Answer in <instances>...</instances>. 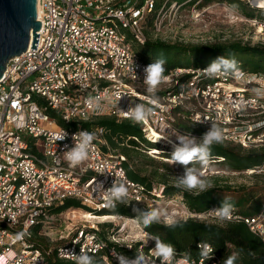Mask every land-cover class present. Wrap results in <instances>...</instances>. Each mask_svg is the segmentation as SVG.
Masks as SVG:
<instances>
[{"label": "built area", "instance_id": "built-area-1", "mask_svg": "<svg viewBox=\"0 0 264 264\" xmlns=\"http://www.w3.org/2000/svg\"><path fill=\"white\" fill-rule=\"evenodd\" d=\"M157 1L37 0L40 27L35 49L29 45L8 59L0 77V264H49L46 256L52 249L36 247L31 229L64 214L65 219L74 218V208L49 212L67 198L89 210L108 208L106 192L113 182L127 188V205L151 208L162 198L160 188L147 189L127 176L124 155L103 149L109 150L103 127L69 129L72 122L100 116L135 122L126 113L143 104L152 113L136 123L150 141L170 142L174 136L186 135L177 118L207 131L215 124L223 140L244 148L263 141L264 131L257 134L250 121L255 115L264 118L262 72L238 68L236 73L210 78L204 73L206 67H175L165 70L154 93L148 92L144 68L150 63L136 55L126 38L143 44L148 15L156 12L153 25L159 30L165 12L176 13L188 0L180 4L161 0L156 8ZM81 131L93 133L94 139L87 159L72 166L65 153L78 142L73 137ZM63 132L65 138L56 139ZM258 169L263 170L264 164ZM214 208L190 215L208 222L243 221L264 245V208L254 216L232 213L229 220L218 219ZM112 216L123 221L111 228L106 240L97 225L80 226L69 241L57 245L56 257L76 264L71 252L89 256L107 250L116 259L120 253L110 242L132 249L137 241L127 234L126 224L136 220ZM68 236L69 232L60 234L58 239ZM145 245L147 252L140 254L147 264H164L154 252L155 240ZM197 247L199 257L172 256L167 264H219L209 244Z\"/></svg>", "mask_w": 264, "mask_h": 264}, {"label": "trees", "instance_id": "trees-1", "mask_svg": "<svg viewBox=\"0 0 264 264\" xmlns=\"http://www.w3.org/2000/svg\"><path fill=\"white\" fill-rule=\"evenodd\" d=\"M191 1L193 0H188L187 3ZM205 1L209 2L212 0ZM216 1L226 2L230 7L236 9L247 18H258L264 22V10L262 8L249 6L244 0ZM169 2L182 3L177 0H169ZM160 3L161 0L157 1L156 8L159 7ZM150 16L152 18H150ZM153 17L154 12L146 18V23H148V25L152 23L153 26ZM129 38L131 37L129 36ZM135 42L139 44L142 49H132L142 61L152 63L162 56L165 59V70L175 67H207L218 57L224 56L228 59L241 57L243 63L237 62V68L262 72L264 74V46L261 45H250L239 41H233L228 43L183 46L181 44L166 43L159 39L150 40L149 38H147L143 44L137 41ZM183 55L189 57L191 63L187 65H173L169 63L171 58ZM47 113L52 117L56 115V113L51 110H47ZM98 126L106 130L104 138L108 144L109 150L105 146H103V149L105 151H112L114 154H122L125 156L126 161L124 162V166L127 176L134 181L144 184L147 189L156 186L157 184L151 180L149 175H145L141 170L131 166L129 160L134 159L136 157L135 154L142 150L160 152L159 149H162V146L159 143L148 140L145 132L138 123L129 120H119L111 116H100L89 120H82L78 123L72 122L67 127L69 129L80 128L92 130ZM179 127L186 135L196 138L202 137L207 132L205 128H192V126L188 125H180ZM166 154L167 157L171 158V154ZM210 159H221L218 162H222L226 167L232 170L259 168L264 164V147L259 149L251 148L245 153H241L221 143H214L211 146ZM162 168L166 171L171 170V166L167 163H163ZM160 186L162 198L166 196H180L190 214L205 213L212 207H219L224 200H227L235 206L233 213L243 216H254L264 208V206L261 207L259 204L246 209H238L236 207L248 201L253 196V193L240 195L239 198L234 201L233 198L221 197L217 188L214 186H210L196 193L183 191L176 186L164 183H161ZM133 207L140 208L144 211L151 210V208L117 203L115 207L89 211H92V213L96 215H122L137 220L136 213L132 210ZM67 208L89 209L82 206L78 200L67 198L61 204L52 207L49 212L58 213ZM174 221L178 222L180 226L171 228L167 227L165 223L156 222L150 227L145 228L141 223L140 224L151 236L158 237L165 243L172 245L174 248V257L197 258L200 256V250L197 244L203 243L209 244L212 247L213 253L219 258V264H225L229 256L236 257L233 264H264V245L260 238L252 233L243 221H223L219 223L197 220L191 217ZM100 225L101 231L99 230V235L106 240L104 230H110L113 226L110 223H103ZM40 227L41 224L32 227L31 241L36 247L43 251L49 248L52 249L51 253L46 256L47 262L49 264H70V262L60 260L56 257L55 249L57 245L60 244L48 248L41 247L37 241ZM109 246H113L118 253L124 255L128 259H133L140 254L141 251L147 252L149 248V246L142 245L141 242L134 243L130 250L111 242ZM89 256L94 258L95 264H119L118 260L111 257L107 250Z\"/></svg>", "mask_w": 264, "mask_h": 264}, {"label": "rangeland", "instance_id": "rangeland-1", "mask_svg": "<svg viewBox=\"0 0 264 264\" xmlns=\"http://www.w3.org/2000/svg\"><path fill=\"white\" fill-rule=\"evenodd\" d=\"M182 2L185 0H177ZM187 1V0H186ZM247 4L248 0H244ZM180 4V3H178ZM249 6H251L249 4ZM254 7V6H253ZM262 8L264 7H257ZM261 10V9H259ZM259 12V11H258ZM156 12H154L155 16ZM259 14V13H258ZM149 16V15H148ZM150 18H152L150 16ZM154 18V17H153ZM145 19L143 24L146 32L147 38L150 40L159 39L163 42L170 44H181L183 46L189 45H203L209 43H228L233 41H239L242 43L250 45H261L264 46V28L262 25L264 22L261 19H250L244 16L242 13L236 9L230 7L226 2H219L216 0L205 1V0H193L191 2H186L181 5L176 13L169 10L165 12L162 19L160 20L159 30L148 25ZM126 41L130 46L136 50L142 49L139 44H137L133 39L127 36ZM235 59L236 62L243 63L241 57L230 58ZM170 64L173 65H187L191 63L189 57L186 55L178 56L176 58H171L169 60ZM177 120L183 125L191 126V121H182L177 118ZM264 118L259 115L252 116L250 118L251 123L257 127L258 132L264 131V123L262 121ZM193 128V127H192ZM188 136V135H187ZM192 137V136H190ZM263 141L252 142L255 144L251 148L259 149L263 148L264 136H260ZM196 138V137H195ZM197 142L202 141V137L196 138ZM164 141V142H163ZM159 143L162 149L161 152H154V150L140 151L135 154V158L129 160L131 166L141 170L145 175H149L151 180L155 182L158 189L161 187V183L176 186L183 191H188L190 193H196L201 191L199 188L186 189L183 186H178L179 178L184 174V166L179 163H172L171 158L167 157V154H171L173 148L172 145L179 143L177 136L172 138L173 143H169L167 140H163ZM155 142V141H151ZM226 147H230L235 151L245 153L251 148H244L236 141H225L221 143ZM221 159H210L207 165H202L199 162L190 164L189 167H194L203 174L202 178L208 181L207 188L214 186L217 188L219 195L221 197L233 198L236 201L240 195L246 193H253V196L240 206L239 208H251L252 206L259 204L261 207L264 206V169L260 171L258 168L246 169V170H232L226 167L222 162H218ZM167 163L171 166V170L166 171L162 168V164ZM159 209L162 213L159 222L168 224L177 219L194 218L197 220H203V218H198L191 216L184 202L180 196H170L163 197L157 201L151 210ZM75 209V208H74ZM75 217L68 219L65 214L63 216L57 217V219H51L49 223L43 224L38 232L39 237L37 238L38 243L42 248L53 247L57 244L65 243L71 239L72 234L80 226H86L88 224H95L101 231V225L103 223L112 224V228H118L122 224V219L112 220L102 219L101 215L93 214L92 212L84 208H76ZM84 213H91L96 215L98 219H85L83 218ZM125 217V216H124ZM136 220V219H135ZM209 222H211L209 220ZM128 226L127 234L134 238L137 242H143V245L150 244L154 240L150 235V238H145L144 232H146L141 224L136 220V222L128 221L126 224ZM107 231V232H106ZM69 236L62 240L58 239V235ZM105 236L108 237L110 230H104Z\"/></svg>", "mask_w": 264, "mask_h": 264}, {"label": "clouds", "instance_id": "clouds-1", "mask_svg": "<svg viewBox=\"0 0 264 264\" xmlns=\"http://www.w3.org/2000/svg\"><path fill=\"white\" fill-rule=\"evenodd\" d=\"M164 64L165 59L161 56L145 66L144 81L148 86V92L154 93L157 85L161 82L165 72ZM236 72H238V68L235 59H228L224 56L218 57L206 68H204V73L210 78H214L219 74L227 75L229 73ZM151 113V107H146L143 104H137L126 113V117L135 122H143L149 115H151ZM198 122L203 123L204 121L200 120ZM66 135L67 134L63 132L58 135L56 139L63 140ZM73 138L74 140L78 139V142H76L75 146L71 150L65 153V159L70 165L76 166L87 159L91 142L94 139V134L81 131L78 135H74ZM177 140L179 143L172 145L173 150L171 152V162L179 163L184 166V174L179 178L178 186H183L186 189L199 188L202 191L205 190L207 188L208 181L202 178L203 174L199 172L198 169L189 167V165L195 162H199L202 165H207L209 163L211 158V146L214 143L223 142L222 130L213 124L210 130L203 135L202 141L200 142H197L195 137L187 135H177ZM106 196V206L115 207L116 203L125 205L129 203L126 199L127 188L123 183L117 184L113 182L112 186L107 189ZM234 207L235 206L233 204L224 200L221 202L219 207L212 209V211L218 219L229 220L231 219ZM132 210L136 213L138 222L145 228L150 227L153 223L159 222L162 215L161 211L155 208L149 211H144L140 208L133 207ZM166 226L174 228L180 225L178 222L172 221ZM152 238L155 240L154 252L156 256L161 258L164 264H167L174 254L173 246L165 243L158 237ZM70 254L76 261V264H95L94 258L88 256L83 251H81L80 255H77L75 252H71ZM116 259L119 264H147V261L142 254H138L133 259H128L121 254H117ZM235 259V256H229L226 259L225 264H233Z\"/></svg>", "mask_w": 264, "mask_h": 264}, {"label": "water", "instance_id": "water-1", "mask_svg": "<svg viewBox=\"0 0 264 264\" xmlns=\"http://www.w3.org/2000/svg\"><path fill=\"white\" fill-rule=\"evenodd\" d=\"M39 27L37 0H0V77L8 59L35 49Z\"/></svg>", "mask_w": 264, "mask_h": 264}, {"label": "bare ground", "instance_id": "bare-ground-1", "mask_svg": "<svg viewBox=\"0 0 264 264\" xmlns=\"http://www.w3.org/2000/svg\"><path fill=\"white\" fill-rule=\"evenodd\" d=\"M248 3L251 5V6H254V7H264V0H248ZM173 143V141L170 140L169 143ZM157 153V152H156ZM101 217H104L102 218L103 220L104 219H112V220H116L117 217H114L112 215H103ZM83 218L85 219H98V217L96 215H93L91 213H84L83 214ZM147 234V236H146ZM145 238H150V234L148 232H144V235H143Z\"/></svg>", "mask_w": 264, "mask_h": 264}]
</instances>
